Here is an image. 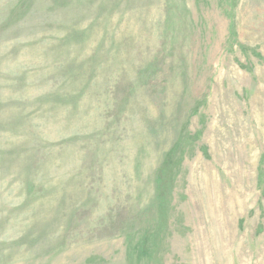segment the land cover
Here are the masks:
<instances>
[{
    "label": "rangeland",
    "instance_id": "374dc122",
    "mask_svg": "<svg viewBox=\"0 0 264 264\" xmlns=\"http://www.w3.org/2000/svg\"><path fill=\"white\" fill-rule=\"evenodd\" d=\"M0 264H264V0H0Z\"/></svg>",
    "mask_w": 264,
    "mask_h": 264
},
{
    "label": "trees",
    "instance_id": "16d2710c",
    "mask_svg": "<svg viewBox=\"0 0 264 264\" xmlns=\"http://www.w3.org/2000/svg\"><path fill=\"white\" fill-rule=\"evenodd\" d=\"M160 173H161V172H160ZM158 178H159V179H158V181H159V185H158V187L161 188V183H160V181L162 180V175H161V176L159 175Z\"/></svg>",
    "mask_w": 264,
    "mask_h": 264
}]
</instances>
